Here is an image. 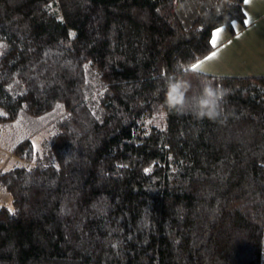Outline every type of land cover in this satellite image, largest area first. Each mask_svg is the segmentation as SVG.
<instances>
[{"label":"trees","instance_id":"obj_1","mask_svg":"<svg viewBox=\"0 0 264 264\" xmlns=\"http://www.w3.org/2000/svg\"><path fill=\"white\" fill-rule=\"evenodd\" d=\"M241 3L0 0V123L59 106L0 170V264H264V75L191 69ZM169 78L221 85L219 121L162 109Z\"/></svg>","mask_w":264,"mask_h":264},{"label":"crops","instance_id":"obj_2","mask_svg":"<svg viewBox=\"0 0 264 264\" xmlns=\"http://www.w3.org/2000/svg\"><path fill=\"white\" fill-rule=\"evenodd\" d=\"M243 22H232L231 29L224 26L212 30L209 44L211 50L191 64L205 61L195 71L215 76L264 75V0L241 3ZM249 21L245 24L244 21ZM222 29L213 47L212 34ZM213 53L215 55L213 56ZM206 57L212 59L205 60Z\"/></svg>","mask_w":264,"mask_h":264},{"label":"rangeland","instance_id":"obj_3","mask_svg":"<svg viewBox=\"0 0 264 264\" xmlns=\"http://www.w3.org/2000/svg\"><path fill=\"white\" fill-rule=\"evenodd\" d=\"M59 114V108L52 110L38 117L20 115L17 119L0 123V170L13 166H31L34 159L25 161L12 154V148L24 138L31 141L32 148L36 155L43 149V144L49 139L53 132V121ZM35 145V147H33ZM0 206L11 207L9 193L0 186Z\"/></svg>","mask_w":264,"mask_h":264},{"label":"clouds","instance_id":"obj_4","mask_svg":"<svg viewBox=\"0 0 264 264\" xmlns=\"http://www.w3.org/2000/svg\"><path fill=\"white\" fill-rule=\"evenodd\" d=\"M164 100L162 109L167 112L182 113L189 110L197 120L219 121L222 115L221 101L227 91L219 84L209 81L203 83L197 95L188 97L191 85L188 81L169 78L164 84ZM167 112L165 114H167Z\"/></svg>","mask_w":264,"mask_h":264},{"label":"snow or ice","instance_id":"obj_5","mask_svg":"<svg viewBox=\"0 0 264 264\" xmlns=\"http://www.w3.org/2000/svg\"><path fill=\"white\" fill-rule=\"evenodd\" d=\"M243 2H244L245 5H248V4L251 3V0H243ZM244 23H245V24H248L249 21L245 20ZM221 31H222V29H217L215 32H213V34H212V41H211L213 47L216 46V44H217V38H218L219 35L221 34ZM0 47H2V45H0ZM214 55H215V53H213V56H214ZM208 59H212V57H206V58H205V60H208ZM204 62H205V61H200L199 63L194 64V65L192 66L193 69H198V68H200L201 65H202ZM58 107H59V106H58ZM33 147H35V145H34ZM146 171H148V170H146ZM9 212H10V213L12 212V209H11V208H9Z\"/></svg>","mask_w":264,"mask_h":264}]
</instances>
